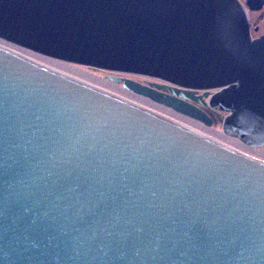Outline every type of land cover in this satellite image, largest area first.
I'll return each instance as SVG.
<instances>
[{
	"label": "water",
	"instance_id": "95a60500",
	"mask_svg": "<svg viewBox=\"0 0 264 264\" xmlns=\"http://www.w3.org/2000/svg\"><path fill=\"white\" fill-rule=\"evenodd\" d=\"M0 40L264 147L240 0H0ZM0 264H264V161L0 45Z\"/></svg>",
	"mask_w": 264,
	"mask_h": 264
},
{
	"label": "rangeland",
	"instance_id": "374dc122",
	"mask_svg": "<svg viewBox=\"0 0 264 264\" xmlns=\"http://www.w3.org/2000/svg\"><path fill=\"white\" fill-rule=\"evenodd\" d=\"M16 48H18V47H16ZM20 51L24 52L25 54H27V55L45 63V64L52 66L55 69L57 68V69L65 72L71 76H74L79 80L89 82L95 86L100 87L101 89H105V90L110 91L114 94H119L121 96H124L127 99H131V100H134L136 102L142 101L141 102L142 104H144L143 99H148V100H150V99L147 97L138 95V94L132 92L131 90L125 89L123 87L122 82L111 80V79H109L108 75L122 76L124 78H131V79H134V80H136L142 84H148L147 82L145 83L142 81L144 79L151 81V82H157V83L162 82L160 80H156V79H152L150 77H145V76H140V75L116 73V72H110V71H104L101 69L91 68V67H87L84 65L59 60V59L51 58L48 56H44V55L29 51V50L20 49ZM201 92L202 91L198 92V95H200ZM206 100L209 101L208 98ZM150 101H152V100H150ZM152 102H153L152 104L156 105V107H153L152 105L150 107L157 109L161 113H163L165 115L168 114V115L174 117L175 119H179L181 121H184V122L194 126L196 129L206 133V136L208 135V137H210V138H213L215 140H219L223 143L230 145L231 147H233L239 151H242L246 154L254 156L258 159L264 160V147L251 146V145L245 143L244 141H242L240 138L225 133L223 131L222 124L219 123V124L207 125V124H204V123L197 121L195 119H192V118H189L190 120L185 119V118H181L178 114H176L175 110L168 108L165 105H162L160 103H156L154 101H152Z\"/></svg>",
	"mask_w": 264,
	"mask_h": 264
},
{
	"label": "flooded vegetation",
	"instance_id": "af4514ba",
	"mask_svg": "<svg viewBox=\"0 0 264 264\" xmlns=\"http://www.w3.org/2000/svg\"><path fill=\"white\" fill-rule=\"evenodd\" d=\"M245 6L250 23L251 34L254 39L264 38V0H240ZM143 82H149L144 79ZM204 108V107H203ZM213 118L217 119L218 115H222L221 112L215 109H206Z\"/></svg>",
	"mask_w": 264,
	"mask_h": 264
},
{
	"label": "bare ground",
	"instance_id": "6f19581e",
	"mask_svg": "<svg viewBox=\"0 0 264 264\" xmlns=\"http://www.w3.org/2000/svg\"><path fill=\"white\" fill-rule=\"evenodd\" d=\"M3 44L6 45V46H8V47H10V48H12V49H14L16 52H18V53H20V54H22V55L28 57L29 59H31V60H33V61H35V62H37V63H40V64L45 65V66H47V67H50V68H52V69H55V68H53L52 66H50V65H48V64H45V63H43V62H41V61H39V60H37V59H35V58H33V57L27 55V54H25L24 52H21L20 49H22V48H16V47H14L13 45L7 44V43H5V42H3V41L0 40V45H3ZM22 50H26V49H22ZM55 70H57V71H59V72H61V73L67 74V73H65V72H63V71H61V70H59V69H57V68H56ZM67 75H69V74H67ZM69 76H71V75H69ZM72 77H74V76H72ZM74 78H76V77H74ZM76 80H77V78H76ZM78 80H79V79H78ZM79 81H82V80H79ZM82 82H84V83H86V84H90V85H92V86H94V87L100 88V87L95 86V85H93V84H91V83H89V82H86V81H82ZM100 89H101V88H100ZM102 90H104V91H106V92H108V93H110V94L118 95V96H120V97H122V98H124V99H127V98H125L124 96H121V95H119V94H114V93H112V92H110V91H107V90H105V89H102ZM252 94H253V93H252ZM127 100L132 101V102H135V103H137V104H139V105H141V106H143V107L149 109L150 111H152V112H154V113H157V114H159V115H161V116H163V117H166V118H168V119H170V120H172V121H175V122H177V123H179V124H181V125H183V126H186V127L190 128V129H192V130H194V131H196V132H199V133H201V134H203V135L206 136V133H204V132H202V131L196 129L194 126H192V125H190V124H188V123H186V122H184V121H181V120H179V119H175L174 117H172V116H170V115H168V114L165 115V114L161 113L160 111H158L157 109L153 108V107H156V105L152 104L153 102L150 101V100H148V99H143V103H144L145 105L141 103L142 101H140V102H136V101L131 100V99H127ZM149 104H150V105H149ZM151 105H152L153 107H150ZM176 114H178L181 118H185V119H189V118H190V117H188V116H186V115H184V114L178 113V112H176ZM189 120H190V119H189ZM190 122H191V121H190ZM223 131H224V130H223ZM207 136H208V135H207ZM214 140H215V139H214ZM215 141H217V142H219V143L221 142V141H219V140H215ZM221 143H223V142H221ZM225 144H226V143H224V145H225ZM226 146L231 147V146L228 145V144H226ZM241 152H242V151H241ZM243 153H244V152H243ZM248 155H249V154H248ZM250 156H251V155H250ZM252 157H254V156H252ZM254 158H256V157H254ZM257 159H258V158H257ZM263 161H264V160H263Z\"/></svg>",
	"mask_w": 264,
	"mask_h": 264
}]
</instances>
